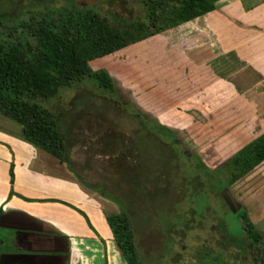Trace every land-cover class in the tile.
<instances>
[{
	"label": "rangeland",
	"instance_id": "obj_1",
	"mask_svg": "<svg viewBox=\"0 0 264 264\" xmlns=\"http://www.w3.org/2000/svg\"><path fill=\"white\" fill-rule=\"evenodd\" d=\"M77 1L112 8L123 16H133L138 8L130 0ZM227 1L222 0L219 5L221 3L222 7ZM0 2V16L8 22H13V17L23 15L26 7L33 5L31 0ZM204 18L210 23L207 15ZM200 20L202 18L182 23L90 60L92 68H103L113 76L115 95L102 90L95 80L87 77L62 89L47 102L58 115L72 161H77L78 157L85 159L94 164L95 169L111 171L113 165L119 166L124 160L125 146L138 132L137 161L134 160L133 165L124 161L121 170L119 167L117 170L120 175L111 180L115 179L119 187L123 184L127 196L135 197L131 198L129 212L140 247L141 264H192V259L206 256L207 246H214L215 238L221 234V228L214 225L223 209H226L224 218L232 232L238 229V213L244 210L264 235L263 160L223 191L224 200L211 196L203 211L205 215L188 216L190 229L187 233L180 230L181 237L185 235L181 241L177 237L174 247V237L167 227L177 214L175 208L183 213V208L188 206L178 201L182 198L178 186L183 171L177 169L195 157L184 156L181 162L170 165L175 169L172 171L166 164L167 159L170 162L172 158L161 155L155 146L158 153L150 161L144 152V142H151L139 132L133 117L137 111L175 129L181 144L211 167L264 131V75L233 50L225 49L227 43L222 44L228 37L248 38V30L252 28L238 29L239 33H235L221 25L220 29L209 27L208 31L199 26L204 21ZM5 31L8 28L0 21V37ZM221 34L225 39H218ZM5 126L17 127L20 131L15 121L0 114V127ZM88 171L90 174L82 173L88 175V181L98 179L90 176L95 170ZM147 178L154 183L145 189ZM98 180L100 185L106 184L101 177ZM229 207L241 210L235 213L227 210ZM117 210L118 206L112 204L105 211ZM242 260L243 264H250L246 257Z\"/></svg>",
	"mask_w": 264,
	"mask_h": 264
},
{
	"label": "trees",
	"instance_id": "obj_2",
	"mask_svg": "<svg viewBox=\"0 0 264 264\" xmlns=\"http://www.w3.org/2000/svg\"><path fill=\"white\" fill-rule=\"evenodd\" d=\"M130 1L138 7L133 16H123L112 8H99L95 3H80L77 0H46L44 7L26 9L23 15L13 17V22L0 16V21L8 28L0 37V114L19 125L23 139L66 162L84 185L118 206L117 211L105 212L113 238L127 264H141L140 247L129 212V204L135 197L127 196L123 184L119 187L115 179L111 180L120 175L117 170L118 167L121 170L124 161L132 165L137 161L135 139L138 141V132L125 146L123 162L119 166L113 165L111 171L95 169L91 162L79 157L76 159L81 166L79 170L88 174L89 169L95 170L90 176L101 177L106 184L100 185L101 181L97 178L90 182L86 179L87 174L72 166L58 115L47 102L62 89L87 77L95 80L102 90L115 95L113 76L103 68H92L90 60L189 22L215 9L219 0ZM133 117L137 120L139 132L151 142H144V152L150 161L158 153L155 146L161 155L172 158L170 162L167 159L169 163L166 162L172 171L175 169L170 165L181 162L184 156L195 157L177 169L178 172L183 171V174H178L182 195L178 201L188 206L183 208V213L175 208L177 214L170 220L172 225L167 227L174 237V247L177 237L181 241L185 235L181 237L180 230L187 233L190 229L188 216L205 215L203 211L211 196L224 200L223 191L264 160V131L211 167L203 164L197 153L182 147L175 131L155 117L148 118L137 111ZM10 173L12 175V169ZM147 173L151 174V171ZM147 180L145 189L154 183H150V178ZM94 183H99V186H92ZM223 207H226L224 201ZM228 209L235 213L241 210ZM225 212L226 209H223L218 223L214 225L221 228L215 245H208L206 256L192 259V264H243L242 257H246L250 264H264V235L261 230L241 210L238 213L239 227L232 232L224 218Z\"/></svg>",
	"mask_w": 264,
	"mask_h": 264
},
{
	"label": "crops",
	"instance_id": "obj_3",
	"mask_svg": "<svg viewBox=\"0 0 264 264\" xmlns=\"http://www.w3.org/2000/svg\"><path fill=\"white\" fill-rule=\"evenodd\" d=\"M220 1L197 18L204 20L199 26L252 28L248 38L218 39L264 75V0ZM72 166L81 167L75 160ZM112 204L19 128L0 127V264H127L105 216Z\"/></svg>",
	"mask_w": 264,
	"mask_h": 264
},
{
	"label": "flooded vegetation",
	"instance_id": "obj_4",
	"mask_svg": "<svg viewBox=\"0 0 264 264\" xmlns=\"http://www.w3.org/2000/svg\"><path fill=\"white\" fill-rule=\"evenodd\" d=\"M31 1H33V5L27 6L26 9H31V8H34V7L35 8H37V7H44L45 6V3H46V0H31ZM173 130L175 131V133L177 135V139L179 140V142L181 144L182 141H181V139L178 138V134H177L176 130L175 129H173ZM181 145H182V147H185L184 144H181ZM189 152H191V150ZM234 209H236V208L234 207ZM40 262H41V259H40Z\"/></svg>",
	"mask_w": 264,
	"mask_h": 264
},
{
	"label": "water",
	"instance_id": "obj_5",
	"mask_svg": "<svg viewBox=\"0 0 264 264\" xmlns=\"http://www.w3.org/2000/svg\"><path fill=\"white\" fill-rule=\"evenodd\" d=\"M200 16V15H199ZM199 16H196V17H194L193 19H191V20H195V19H197Z\"/></svg>",
	"mask_w": 264,
	"mask_h": 264
}]
</instances>
